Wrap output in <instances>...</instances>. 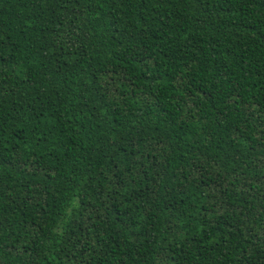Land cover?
<instances>
[{
  "label": "trees",
  "instance_id": "1",
  "mask_svg": "<svg viewBox=\"0 0 264 264\" xmlns=\"http://www.w3.org/2000/svg\"><path fill=\"white\" fill-rule=\"evenodd\" d=\"M0 264H264V0H0Z\"/></svg>",
  "mask_w": 264,
  "mask_h": 264
}]
</instances>
